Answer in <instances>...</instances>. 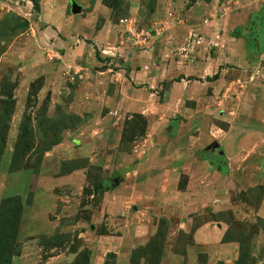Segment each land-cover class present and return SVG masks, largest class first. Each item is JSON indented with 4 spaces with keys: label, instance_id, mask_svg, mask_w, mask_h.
<instances>
[{
    "label": "rangeland",
    "instance_id": "374dc122",
    "mask_svg": "<svg viewBox=\"0 0 264 264\" xmlns=\"http://www.w3.org/2000/svg\"><path fill=\"white\" fill-rule=\"evenodd\" d=\"M33 1L0 0V264H264V0Z\"/></svg>",
    "mask_w": 264,
    "mask_h": 264
},
{
    "label": "crops",
    "instance_id": "0c3cea01",
    "mask_svg": "<svg viewBox=\"0 0 264 264\" xmlns=\"http://www.w3.org/2000/svg\"><path fill=\"white\" fill-rule=\"evenodd\" d=\"M134 56V55H133ZM140 58H133V57H130L129 56V54H128V56H126V58L124 59V60H126V61H131L130 63H129V65L132 67L131 69V71L130 72H133V74L132 75H134L135 76V74H136V70H137V67L135 66V65H137V64H139V63H141L142 65H144V66H147L148 64H149V60L148 59H142V62H141V60H139ZM111 61H113V60H111ZM100 64H95V67H97V68H99L98 70H99V72H103V74H105V76L107 77H109V76H111L112 78H116L115 76H116V73L113 71V69L111 68V63H108V61L106 60V61H101L100 60V62H99ZM128 65V64H127ZM129 65H128V67H129ZM101 70V71H100ZM123 70V69H122ZM150 71V72H149ZM149 71H143V72H139L138 74H136L138 77H140V79H142V81H144V82H142V83H144L146 86H145V88H143V89H145V90H142V92H144V91H149L148 89H150V88H152V87H156V86H158L159 85V83L161 82V80H160V78H158L151 70H149ZM120 74H121V72H120ZM131 76V75H130ZM150 92V91H149ZM149 94V93H148Z\"/></svg>",
    "mask_w": 264,
    "mask_h": 264
},
{
    "label": "water",
    "instance_id": "95a60500",
    "mask_svg": "<svg viewBox=\"0 0 264 264\" xmlns=\"http://www.w3.org/2000/svg\"><path fill=\"white\" fill-rule=\"evenodd\" d=\"M82 7L80 5H78L75 1H72V11L73 13H79L81 12ZM218 147H220L219 143L214 144L213 149H217ZM220 154H224L223 150H220ZM118 178H115L113 182L117 181Z\"/></svg>",
    "mask_w": 264,
    "mask_h": 264
},
{
    "label": "trees",
    "instance_id": "16d2710c",
    "mask_svg": "<svg viewBox=\"0 0 264 264\" xmlns=\"http://www.w3.org/2000/svg\"><path fill=\"white\" fill-rule=\"evenodd\" d=\"M207 1H210V0H207ZM33 3H34V6H35L36 9L39 8V4H38L37 0H34ZM262 24H264L263 21L260 23V26Z\"/></svg>",
    "mask_w": 264,
    "mask_h": 264
}]
</instances>
